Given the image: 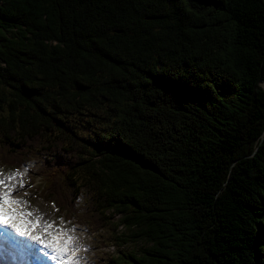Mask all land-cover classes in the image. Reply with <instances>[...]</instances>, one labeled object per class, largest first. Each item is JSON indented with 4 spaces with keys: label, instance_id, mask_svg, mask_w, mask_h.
<instances>
[{
    "label": "trees",
    "instance_id": "1",
    "mask_svg": "<svg viewBox=\"0 0 264 264\" xmlns=\"http://www.w3.org/2000/svg\"><path fill=\"white\" fill-rule=\"evenodd\" d=\"M262 84L264 0H0V165L115 264H264Z\"/></svg>",
    "mask_w": 264,
    "mask_h": 264
},
{
    "label": "snow or ice",
    "instance_id": "2",
    "mask_svg": "<svg viewBox=\"0 0 264 264\" xmlns=\"http://www.w3.org/2000/svg\"><path fill=\"white\" fill-rule=\"evenodd\" d=\"M29 171L28 166H24L23 172L14 170L7 174L0 169V250L9 252L13 260L19 257L24 261L35 255L55 264H79L75 253L80 249L72 247L77 237L69 234L75 231V226L67 228L65 225L70 222L63 218L59 225L54 221L41 225L42 216L32 219L34 213L28 210L29 202L13 197L17 188L24 189V177ZM18 177V183H12ZM69 251L72 255H68Z\"/></svg>",
    "mask_w": 264,
    "mask_h": 264
},
{
    "label": "rangeland",
    "instance_id": "3",
    "mask_svg": "<svg viewBox=\"0 0 264 264\" xmlns=\"http://www.w3.org/2000/svg\"><path fill=\"white\" fill-rule=\"evenodd\" d=\"M33 153L38 158L36 159V162H34L32 165V175L36 173V169L38 168L40 162L44 160L45 156L43 154H40L36 150H33ZM5 168L0 167V169H2L5 174H7L8 172ZM23 171L24 170H21V172ZM47 177L49 178V176ZM19 179L20 178L18 177L17 181H14L13 183H18ZM33 179L35 183L27 186V181L24 177V189L17 188V190L13 193V197L22 198L28 201V209L32 211L35 216H42L43 219H46V221L49 222L52 220L53 216H56L58 207L61 208V206L57 202L56 207H54L50 203H47L43 199L45 198V187L42 186L43 184L40 179V176H34ZM92 183L93 185L97 184L95 180H93ZM25 192H27L28 195H25ZM78 204L82 205V209L80 210V212H86V207L81 199L79 200ZM118 217V215L115 216L113 221L116 222ZM88 220L90 221V218H88ZM81 221L86 220L81 219ZM71 222L78 223L75 226V228H78V230H75L74 232L77 233V239H79V243L83 244L81 246L83 250V255L79 261V264H115L113 259L116 258V255H118L121 251L127 250L129 248L128 243L118 245V243L115 242L114 239V236H116L115 233H111L109 232V230L107 231V226H103V230L91 231V229H89L90 225L84 222H80V219L77 217L72 218ZM120 229L122 230V227Z\"/></svg>",
    "mask_w": 264,
    "mask_h": 264
},
{
    "label": "bare ground",
    "instance_id": "4",
    "mask_svg": "<svg viewBox=\"0 0 264 264\" xmlns=\"http://www.w3.org/2000/svg\"><path fill=\"white\" fill-rule=\"evenodd\" d=\"M29 210V209H28ZM30 211V210H29ZM35 218V214L33 215L32 219ZM46 221V219L41 220V225ZM55 222L56 225H59L60 223L56 220L55 216H53L52 220L49 222ZM48 222V221H47ZM77 234V233H76ZM80 243L79 239L77 241H73L72 247L80 248ZM71 252V251H70ZM83 255V250H79L77 254L75 255L76 257H80ZM0 264H13V258L10 255H4L2 251H0Z\"/></svg>",
    "mask_w": 264,
    "mask_h": 264
},
{
    "label": "water",
    "instance_id": "5",
    "mask_svg": "<svg viewBox=\"0 0 264 264\" xmlns=\"http://www.w3.org/2000/svg\"><path fill=\"white\" fill-rule=\"evenodd\" d=\"M262 86L264 87V84H262Z\"/></svg>",
    "mask_w": 264,
    "mask_h": 264
}]
</instances>
